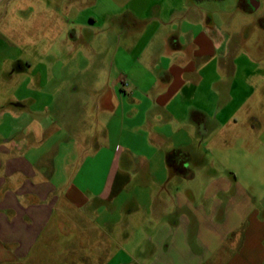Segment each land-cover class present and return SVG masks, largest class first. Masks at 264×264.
Listing matches in <instances>:
<instances>
[{"label":"rangeland","instance_id":"rangeland-1","mask_svg":"<svg viewBox=\"0 0 264 264\" xmlns=\"http://www.w3.org/2000/svg\"><path fill=\"white\" fill-rule=\"evenodd\" d=\"M254 1L258 6L251 0L197 3L211 18L213 38L220 47L203 70L201 87L209 94L199 93L200 89L193 104L207 113L206 136L202 138L196 131L194 135L197 164L191 170L196 177L192 181L164 178L157 184L140 180L129 184L112 206L119 210L126 204L125 213H137L129 244L140 243L143 237L139 218L150 194L190 192L193 204L204 205L202 196L208 182L229 181L226 194L245 196L248 209L264 218V0ZM112 2L6 0L0 8V144L7 136L14 137L23 141L24 147H31L35 158L53 148L52 155H46L54 165L53 180L70 182L77 176L74 181L85 194L101 189L115 151L119 150L117 158L122 164L120 151L127 149L135 169L147 144V129L136 127L140 120L129 119L119 107L107 127L110 145H104V118L96 116L92 104L97 95L107 94L113 86L116 94L121 93L118 87L127 89L124 98H129L131 90L124 74L111 69L112 54L107 55V40H102L110 26L104 15ZM69 29L81 36L77 42L64 40L63 32L66 36ZM102 45L105 52L99 55ZM27 98L37 104L30 106L26 101L21 108L14 104ZM17 115L21 116L18 123ZM48 132H53V137H47ZM95 138L103 145L97 154L91 144ZM104 208L110 207H100ZM60 211L45 236L51 247L34 248L28 264H82L80 257L90 258L93 245L113 239L116 246L123 247L128 235L123 232L124 217L116 216L108 236L102 223L90 215L91 206L83 208L88 212L84 217L67 213L65 219L62 214L66 216L69 207ZM60 223L64 228L58 232ZM77 225L87 229L86 233L76 231Z\"/></svg>","mask_w":264,"mask_h":264},{"label":"crops","instance_id":"crops-1","mask_svg":"<svg viewBox=\"0 0 264 264\" xmlns=\"http://www.w3.org/2000/svg\"><path fill=\"white\" fill-rule=\"evenodd\" d=\"M5 1L0 0V8ZM202 1L206 0H114L104 15L110 26L102 40H107V55L112 54L111 69L124 74L131 90L129 98H124L127 89L118 87L121 93L116 94L113 86L107 94L97 95L92 104L96 116L104 118L106 146L111 142L107 127L119 107L129 119L140 120L136 127L147 129V144L136 171L126 154L128 150L120 151L124 158L121 164L117 149L101 189L85 194L74 181L77 176L70 182L53 180L54 165L51 156H46L52 155L53 148L35 158L32 148L24 147L23 141L9 136L2 140L0 264H28L34 248L51 247L45 236L61 208L69 207L71 212L62 214L67 219V213L87 216L83 208L88 206L93 220L102 223L108 236L116 216L124 217L123 232L128 235L122 244L118 242L122 248L115 245L114 239L93 245L90 258L80 257L82 264H264V218L260 212L248 209L245 196L226 194L229 181L208 182L202 196L204 205L193 204L190 192L150 194L139 218L143 237L134 245L128 241L133 238L131 224L136 211L125 213L126 204L119 210L112 207L125 188L137 180L157 184L164 178L192 181L196 177L191 170L197 164L194 135L196 131L198 136H206L207 113L193 104L200 89L199 93L209 94L201 87L203 70L220 47L213 38L211 18L197 5ZM89 22L95 21L89 18ZM68 33L65 36L63 32L64 40L77 42L81 38L73 29ZM104 48L100 46L97 53L104 54ZM26 101L30 106L37 104L32 98L14 104L18 107ZM20 119L17 115L15 122ZM46 136L53 137V132ZM99 142L95 138L91 143L96 154L103 146ZM169 152L176 153V172L166 164ZM102 205L110 208L100 209ZM63 226L56 225L58 232ZM77 230L81 234L87 231L79 225Z\"/></svg>","mask_w":264,"mask_h":264},{"label":"trees","instance_id":"trees-1","mask_svg":"<svg viewBox=\"0 0 264 264\" xmlns=\"http://www.w3.org/2000/svg\"><path fill=\"white\" fill-rule=\"evenodd\" d=\"M176 155L175 152H169L167 153L166 157H165V161L167 166L173 171L176 172V167L174 166V156Z\"/></svg>","mask_w":264,"mask_h":264},{"label":"flooded vegetation","instance_id":"flooded-vegetation-1","mask_svg":"<svg viewBox=\"0 0 264 264\" xmlns=\"http://www.w3.org/2000/svg\"><path fill=\"white\" fill-rule=\"evenodd\" d=\"M245 1H247V0H245ZM251 2H252V4H255V1H254V0H251ZM241 3H242V5H243L244 7L247 6V5H246L247 3H245L244 1H242Z\"/></svg>","mask_w":264,"mask_h":264}]
</instances>
